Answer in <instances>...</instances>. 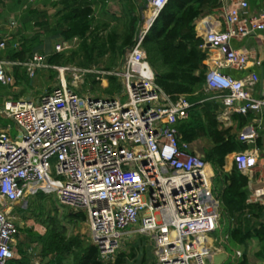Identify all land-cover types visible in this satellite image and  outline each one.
I'll use <instances>...</instances> for the list:
<instances>
[{"label": "built area", "instance_id": "built-area-1", "mask_svg": "<svg viewBox=\"0 0 264 264\" xmlns=\"http://www.w3.org/2000/svg\"><path fill=\"white\" fill-rule=\"evenodd\" d=\"M166 2L148 0L149 12L120 66L81 69L115 75L118 89L113 93H82L62 77L37 97L4 99L0 112L15 121L20 133L12 137L8 127H0V264L15 255L19 226L13 205L38 192L85 211L90 242L103 264L114 261L130 229L151 238L156 264H210L216 250L210 232L219 227L221 217L220 200L212 189L215 172L180 139L177 124L188 116L192 101L186 93L172 97L163 90L143 46ZM248 7L247 0H231L222 5L223 27L207 23L201 28L204 90L219 101L218 115L224 119L264 108V95L252 94L257 73L236 77L224 71L244 69L248 62L246 52L233 48L231 40L264 28V13L250 14ZM7 38L0 39V47ZM66 47L64 40L54 45L56 51ZM8 63L23 65L30 76L40 66L64 69L47 63L38 51L24 61L0 59L4 85L14 83ZM254 135L253 127H245L237 137L248 141ZM233 161L248 171L256 155L239 150ZM250 194L252 200H261L264 185ZM228 236L225 233L224 239Z\"/></svg>", "mask_w": 264, "mask_h": 264}, {"label": "trees", "instance_id": "trees-1", "mask_svg": "<svg viewBox=\"0 0 264 264\" xmlns=\"http://www.w3.org/2000/svg\"><path fill=\"white\" fill-rule=\"evenodd\" d=\"M98 1L104 6L106 0H11L6 6L7 13H14V20L18 25L16 31L5 41L4 47H7L10 58L24 61L33 52H39L45 41L58 36L62 40L77 38L79 45L68 55L60 51L48 53L45 60L49 64H62L77 57L80 65L89 67L101 56L110 53L112 58L106 66L109 69L110 64L115 63L113 58L117 52L120 66L125 48L133 43L139 18L130 8V0H118L126 15L123 20L124 31L120 34L113 30L103 35L99 31L108 24L95 14L96 5H93L98 4ZM47 4L57 8L54 20L48 18V8L45 7ZM220 4V0H167L145 34L143 46L149 63L155 70V80L163 90L172 97L186 93L192 101L188 116L177 124L180 139L188 143L202 136L211 139V146L203 147L202 155L213 166L214 180L224 181L225 185L219 194L221 212L228 217L239 218L245 208L260 211L261 206L246 202L248 173L238 169L235 163L230 173H225L223 169L226 154L243 150L248 145L238 139L233 126H224L219 121V101L208 98L210 93L204 91L206 53L200 47L203 38L198 25L203 5L211 10ZM103 10L104 7L101 11ZM110 15L116 19L115 15ZM31 17H35L32 22ZM4 19L6 20V16ZM14 65L15 82H29L25 67L21 68V64ZM106 76L109 78L107 92L113 93L118 89L117 78L112 74ZM233 117L236 120L235 128L242 127L247 121L245 114L234 113ZM189 147L191 151H195ZM257 213L254 212V215ZM70 215L72 218H85L81 211ZM240 218L236 221L237 225L230 229L232 238L238 242L251 236L248 227L241 226L243 218ZM27 232L31 243L40 241L42 255L53 253L54 261L48 262L49 264H67L65 258L68 254L72 256L70 264H103L98 258L96 246L91 242H84L78 235H65L55 227H48L43 233H33L29 229ZM252 233L263 239L264 224L260 223L258 228H253ZM127 255L124 250L120 251L114 261L108 264H125ZM10 260L7 264H30L29 258L24 254Z\"/></svg>", "mask_w": 264, "mask_h": 264}, {"label": "rangeland", "instance_id": "rangeland-1", "mask_svg": "<svg viewBox=\"0 0 264 264\" xmlns=\"http://www.w3.org/2000/svg\"><path fill=\"white\" fill-rule=\"evenodd\" d=\"M10 2L11 0H2L0 2V8H2L6 12V14H8L6 6ZM99 2L100 1H98V3ZM119 3H117L116 0H113L112 3H109V9H107L110 12H115V14H117L116 19L105 18L107 20L108 26L99 31L101 34L107 35L108 33L113 32V30L121 34L124 31L123 20H125L126 15L124 13V9L121 2ZM105 5L104 8H106ZM93 6L95 7L94 10L98 11V4H94ZM56 9L57 8H52L51 5L48 4L49 20H54V18L56 17ZM138 12H140V10H138ZM10 15L13 16L14 13H10ZM138 18L139 21H141L140 13L138 15ZM34 19L35 17H31L30 22H32ZM100 20L103 19L100 18ZM137 26L138 23L136 24V28ZM48 40L50 41L48 44H51V46L49 45L50 47H46V43L44 46L41 47V49H39V53L44 56V60L48 53L56 51L54 49L55 43L62 41V39H60L58 36H53ZM64 41L66 42V46L68 47L61 50L60 52H64L65 55H68L72 49L77 48V46L79 45V39L77 38ZM4 46L2 47V53L8 51L6 50L7 47L4 48ZM109 54L110 53H106L105 55L101 56L95 63H93L89 67H84L80 65L79 58L75 57L73 61H67L62 64H57V66L64 67L61 72L57 67L40 66L36 68L33 75L30 76L27 73L28 77L30 78L29 82H26L25 80H22L19 83L15 82V75L13 72V67L15 65H11V70L14 75V83L6 85L0 84V108L2 107L4 96L6 98L11 97L17 99L24 97L26 94H29L32 97H37L39 93L41 94L43 91L49 90L53 86L57 85L60 81V78L62 77L71 87L78 90L79 92H90L99 95H108L109 93L107 92L106 87H109V78L106 75H101L89 71L84 72L81 71V69H108L106 66L112 58L109 56ZM118 56L119 55L116 52L113 58L115 63L110 64L111 66L109 69H116L118 67V63L120 61V57ZM23 67L24 66H21V68ZM2 94H4V96H2ZM0 127H8L9 133L12 137H15L17 134L20 133L15 121L12 118L5 117L1 112ZM201 149L202 148L198 147L196 150L201 152ZM196 150L195 152H197ZM213 185V193L214 195L218 196V186L217 184ZM75 211L76 210L69 206L61 205L54 194H45L42 192H38L34 195L28 196L25 203L22 201L16 202L12 207V214L16 216V223L19 226V232L22 233L21 236H23L25 240L24 242H27L24 249L26 252L24 250H21L19 255L21 256V254H24L25 256H27L31 260L30 264H49L54 261L53 253H48L47 255L41 254L40 241L31 243L28 240V229L30 230V232L33 233H43L45 232L46 228L55 227L57 229H60L65 235H78L84 240V242L90 243L86 213L85 211H81L85 215V218L83 219L72 218L70 214ZM220 213L221 217L219 218V227L214 231L210 232V235L215 237L214 242L216 245H219L221 247V250L219 252H215L212 255L211 262L209 260L208 261L210 264H234V259L231 257V255L234 254L235 245H233L229 241V238L224 239V234L227 233L228 230L229 218L228 216L226 217V214H223L221 210ZM132 228H135V226H132ZM123 250L128 253L125 264L152 263L151 254L153 250V243L148 235L130 229V231H128V233L122 237L121 245L117 253ZM236 256L240 257L241 255ZM71 258V254H68V257L65 258L67 264H70Z\"/></svg>", "mask_w": 264, "mask_h": 264}, {"label": "crops", "instance_id": "crops-1", "mask_svg": "<svg viewBox=\"0 0 264 264\" xmlns=\"http://www.w3.org/2000/svg\"><path fill=\"white\" fill-rule=\"evenodd\" d=\"M117 3L120 1L116 0ZM221 4L217 7H214L213 9H209L207 5L202 6V17L198 21V25L200 28H203L204 24L210 23L211 26L214 27H223V19H222V5L227 6L231 0H220ZM248 1V10L250 14L253 15H260L264 13V0H247ZM113 0H106L104 5L106 8L105 10H102V2L100 1L98 3V11H95V14L97 18H102L103 20H106L105 18H112L110 14L117 15L115 12H110L108 9L109 3H112ZM39 4H41L39 2ZM44 4V3H43ZM120 4V3H119ZM122 4V3H121ZM42 5V4H41ZM48 8V4L45 6ZM118 7V6H116ZM108 8V9H107ZM130 8L136 14L137 16L140 13L141 19L143 16L147 15L149 12V6H148V0H130ZM7 10V9H6ZM140 10V12H138ZM13 14V12H11ZM6 16V20L4 19ZM6 21V23H5ZM107 21V20H106ZM139 21V20H138ZM140 21L138 22L139 25ZM14 25V26H13ZM17 22L14 20V15L11 16L10 13L6 14V12L0 8V35L1 38L3 37H9L11 33L16 31ZM50 41L43 44V46L47 43L46 47H50L51 44H48ZM50 45V46H49ZM231 46L236 49H240L248 55V62L246 64V67L241 70H237L234 68L226 67L224 68V71H227L231 74H233L236 77H243L249 72H255L258 74V81L254 84L252 89V94L254 96H263L264 95V28L262 29H256L245 36L233 38L231 40ZM201 47V46H200ZM6 48V47H4ZM203 50V48L201 47ZM2 47H0V59L3 60H12L9 56V51H6L2 53ZM7 50V49H6ZM258 60L259 64H256L255 61ZM9 70H11V64L6 65ZM13 66V65H12ZM205 91V90H204ZM40 94V93H39ZM38 94V95H39ZM4 96V94H2ZM30 96L29 94H26L24 97ZM6 98L5 96L3 97ZM3 99V100H4ZM219 111V110H218ZM232 113L230 117L227 119L222 118L218 115L219 121L224 126H233V130H235L236 134L240 130H243L245 127H253L255 135L251 140L245 141V143L248 145L245 149L249 151L255 152L256 155V164L253 168L249 169L248 171H244L245 173H248L249 179L247 183V197L246 202L249 203H257L261 206V210H250L249 208H245V211L242 216L241 220V226H246L251 231V236L245 238L244 241L238 242L235 239L232 238L230 234V229L237 225V222L239 218H229V224H228V230L227 233L229 234L228 238L229 241L235 245V251L234 254L231 255V257L234 259V264H264V238L259 239L256 235H254L253 228H258L259 224H264V197L261 200H252L251 190L257 186H263L264 185V108H262L260 111H248L245 116L247 117V121L243 124L242 127L235 128L236 127V120L234 119ZM239 139V138H238ZM212 141L207 136H202L193 142L189 143L191 148L197 149L198 147H209L211 146ZM197 151V150H196ZM198 153L202 154L201 152L197 151ZM236 151L229 152L225 156V161L223 165V169L225 173H230L231 168L234 164L233 156ZM213 184H217V191H218V198L220 200L219 194L221 193L223 187H224V181L214 180ZM214 186V185H213ZM221 210V205H220ZM254 212L257 213L254 215ZM221 215V214H220ZM227 217V215H226ZM237 221V222H236ZM239 224V223H238ZM22 233L19 232L18 235H16L15 241L13 243V250L15 252V255L13 258H19L20 250L25 249V246L27 242H24L23 236H21ZM21 242V243H20ZM216 250L215 252H219L221 250V247L219 245H216L215 242H213ZM228 244V242H227ZM239 250L241 255L240 257H237L236 251ZM25 251V250H24ZM26 252V251H25ZM214 252V253H215ZM152 263L156 264V256L154 253V250H152ZM240 258V259H239ZM30 260V259H29ZM31 263V260H30Z\"/></svg>", "mask_w": 264, "mask_h": 264}]
</instances>
